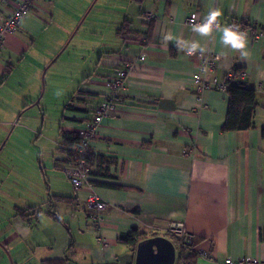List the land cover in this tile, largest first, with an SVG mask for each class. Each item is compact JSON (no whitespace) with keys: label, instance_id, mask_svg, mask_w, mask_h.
Wrapping results in <instances>:
<instances>
[{"label":"crops","instance_id":"1","mask_svg":"<svg viewBox=\"0 0 264 264\" xmlns=\"http://www.w3.org/2000/svg\"><path fill=\"white\" fill-rule=\"evenodd\" d=\"M16 6L0 2V14ZM214 8L221 27L245 21L264 32V0H36L0 51V264H137L140 244L154 238L173 244V264H189L184 254L191 252L192 264L264 260V38L248 35L242 58L221 43L219 30L193 32L189 17L197 14L200 24ZM126 20L130 32L122 36ZM177 39L219 57L205 78L225 90H196L200 51L187 55ZM129 65L126 93L90 143L107 171L90 170V182L75 188L63 175L62 133H77L93 118L108 80ZM230 84L256 90L249 130H222ZM55 109L58 175L49 180L43 167L44 180L37 169L47 142L14 136L27 128L45 138V116ZM92 193L106 204L99 235L87 205ZM173 223L194 236L191 252ZM133 229L143 235L134 247L121 241Z\"/></svg>","mask_w":264,"mask_h":264},{"label":"built area","instance_id":"2","mask_svg":"<svg viewBox=\"0 0 264 264\" xmlns=\"http://www.w3.org/2000/svg\"><path fill=\"white\" fill-rule=\"evenodd\" d=\"M15 1L17 6L12 12L6 15L0 14V51L3 47L4 39L15 32L24 16L32 9L36 2V0ZM0 2L7 3L8 0H0ZM198 22L197 14H192L188 19V23L191 25L198 24ZM227 26H233L234 29L246 33L247 36L249 35L252 37L254 41L264 38V32H256L254 29L238 24L237 21H232L231 23H228ZM197 55L202 58V65L193 76L196 90L199 93L212 88L225 90L227 87L226 84H221L217 81L211 83L205 78L208 72L217 66L219 57L217 55L206 56L201 52H198ZM144 58L145 57L142 56L141 60H144ZM130 69L131 65L126 66L120 69L115 76L108 80L106 84L107 93L105 99L95 108L93 118L88 120L87 123H85V125L77 132L80 138L79 144L73 147H68V151H70L71 154L67 156L68 165L65 168V173L75 188L83 187L90 182L91 172L86 155L91 149V140L95 137L98 127L104 118L112 115L118 104H120L122 97L126 93L125 81ZM87 205L92 210L90 215L91 223L99 235V230L104 220L103 211L106 208V204L100 200L98 195L92 193L87 198ZM171 232L178 238L183 249L191 251L195 248V238L185 230L183 224L173 223L171 226ZM99 240L102 241V238L99 237ZM105 246H108V244L105 243ZM200 254L203 257H210L206 252H200ZM225 264H264V260L255 258H240L238 260H233L229 258L225 261Z\"/></svg>","mask_w":264,"mask_h":264},{"label":"trees","instance_id":"3","mask_svg":"<svg viewBox=\"0 0 264 264\" xmlns=\"http://www.w3.org/2000/svg\"><path fill=\"white\" fill-rule=\"evenodd\" d=\"M130 21L126 20L121 28L119 29L120 35H126L130 32ZM238 24L243 25L247 28L257 29L259 28L258 23H250L245 21H237ZM123 67H120L122 69ZM227 92L229 95V107H228V114L226 121L223 125L222 130L224 132H236V131H245L249 130L254 126V113L257 107V94L256 90L250 87H247L243 84L237 85H228ZM94 113V112H93ZM262 135L264 137V129L262 131ZM62 145L67 151V154H71L68 151V147H73L79 144L80 138L77 133L69 134V133H62ZM87 162L89 164L90 170L94 175L99 173H106L107 169L104 168V158L103 157H96L92 153V149L88 151L86 155ZM97 167L94 170V167ZM94 170V171H93ZM35 211V210H34ZM21 215L25 218H30L34 216L33 212H22ZM141 234L138 233L136 229L131 230L129 233L122 236L121 241L129 246H135L141 239ZM191 252V251H190ZM195 253L191 252L188 254H184V258L189 264L193 263V258L195 257Z\"/></svg>","mask_w":264,"mask_h":264},{"label":"clouds","instance_id":"4","mask_svg":"<svg viewBox=\"0 0 264 264\" xmlns=\"http://www.w3.org/2000/svg\"><path fill=\"white\" fill-rule=\"evenodd\" d=\"M221 15L222 11L219 8L210 10L202 23L193 25L192 31L201 37H208L214 29L219 30L222 33L221 43L224 46L230 47L232 50L239 51L242 58L248 57L249 53L246 51L248 43L247 34L234 29L233 26L221 27L218 23V18ZM164 39L165 41H168L172 40L173 37L171 35H165ZM181 44H183V48L181 50H186L187 55L189 56L195 54L198 49L201 53L205 51V49L195 41L189 43L187 41H180L177 39L178 48H180Z\"/></svg>","mask_w":264,"mask_h":264},{"label":"rangeland","instance_id":"5","mask_svg":"<svg viewBox=\"0 0 264 264\" xmlns=\"http://www.w3.org/2000/svg\"><path fill=\"white\" fill-rule=\"evenodd\" d=\"M71 0H68V5L70 4ZM66 49V48H65ZM68 52L70 53V50H68ZM57 69H59L60 66H56ZM34 111V109H33ZM31 114H26L24 115V118H28V116H30ZM61 112L57 109L55 110H51L50 114L47 115L46 118V125L44 128V133H45V138H44V134H41V130H39L38 134L36 136L31 135L30 132L27 130V128L24 129H18L15 133L14 138L15 139H23V140H30L31 142H33L34 140L39 139L41 142L46 141V150H45V156L47 158H45L44 160H42L44 162L43 166H41L40 168L38 167V171L39 175L42 177L44 175V180H45V174L43 172V167L46 169V175L47 178L53 179L55 177H57L58 174V170L55 172L54 169H52V165L55 164V161L53 160V156L54 154L57 152V145H58V140H59V129H60V120H61ZM19 137V138H17ZM23 156L28 157L27 153H25ZM8 164L11 168V166L13 165L14 169H17L18 166L12 161H8ZM57 169V168H56ZM63 175L65 176V178H67L66 173H63ZM32 178V176H31ZM67 180L69 181V179L67 178ZM48 186V183H47ZM34 199V198H33Z\"/></svg>","mask_w":264,"mask_h":264},{"label":"water","instance_id":"6","mask_svg":"<svg viewBox=\"0 0 264 264\" xmlns=\"http://www.w3.org/2000/svg\"><path fill=\"white\" fill-rule=\"evenodd\" d=\"M154 246L159 251L157 254L154 253ZM174 257V246L169 240L154 238L140 244L137 264H173Z\"/></svg>","mask_w":264,"mask_h":264}]
</instances>
